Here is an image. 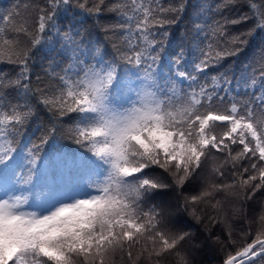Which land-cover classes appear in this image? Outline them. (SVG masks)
I'll return each mask as SVG.
<instances>
[{"label":"snow or ice","instance_id":"6c2138e0","mask_svg":"<svg viewBox=\"0 0 264 264\" xmlns=\"http://www.w3.org/2000/svg\"><path fill=\"white\" fill-rule=\"evenodd\" d=\"M262 34L264 0L0 12V264H194L217 227L222 264H264V40L234 59Z\"/></svg>","mask_w":264,"mask_h":264},{"label":"trees","instance_id":"16d2710c","mask_svg":"<svg viewBox=\"0 0 264 264\" xmlns=\"http://www.w3.org/2000/svg\"><path fill=\"white\" fill-rule=\"evenodd\" d=\"M20 2H21V0H0V12H5L13 4L20 3ZM166 2H167V0H166ZM208 2L209 3H217V2H219V0H208ZM242 11H247V9L246 8L233 9L232 12L229 14L230 15H239L240 12H242ZM111 19H112V17L110 15L106 14L103 17L102 22L107 23V22H110ZM183 27H184V25L180 24L175 29V35L177 38L181 35V33L183 31ZM243 27H245V25L236 26L237 29H240ZM94 32L99 34L100 38L103 39V35H102V33H99V29H94ZM262 40H264V34L255 36L252 39L251 43L247 46V48L242 52V54L240 56L234 58L235 59V66L237 69L244 62L248 61L249 58L252 57L256 53V50H257V48L260 45ZM109 48H110V46H109ZM11 67L12 66H10V65H0V71H10ZM41 118H43V117H41ZM59 143L61 146L67 145V147L63 148V150L66 152H70L73 148H75V145H73L70 141H67V140H60ZM157 171H159V170H157ZM227 179L231 180V176L229 175L227 177ZM199 191H200V187L198 184L197 185L190 184L185 188L182 195H186V196L197 195L199 193ZM262 193H264V192H262ZM173 195H174V193L168 192L164 198H171ZM160 198L161 197H157L156 198L157 201ZM216 199L222 200V199H224V195H222L221 193L217 194ZM256 202L257 201L250 202V203H252L251 209L254 208V204ZM255 207H259V205L255 206ZM182 215H183L184 219L186 220V222L190 225V230L192 232L197 233L200 231L202 226L198 225L188 213H183ZM238 227L240 228L241 225L238 224ZM214 231H215L216 236L221 237V240L223 241L224 247H221L220 245L215 244L211 241H204V239L202 237L201 238V244L197 246L198 250L193 253V258L197 261V262L195 261L196 262L195 264H211V263L221 264L224 256L227 254V252L234 250V248L227 247V244H228L227 235H226V233L222 234L220 227H217ZM245 231H248V230H245ZM251 231H252V236L254 237V235H255L254 233H255L256 229L253 227ZM236 236H238V237H236ZM237 238L242 239V233L240 230H238L237 232L234 233V239L236 240V246H239L240 244L244 243V241L238 240ZM248 242H250V240ZM197 253H199V255H201V257H203V259L195 258V255Z\"/></svg>","mask_w":264,"mask_h":264},{"label":"rangeland","instance_id":"374dc122","mask_svg":"<svg viewBox=\"0 0 264 264\" xmlns=\"http://www.w3.org/2000/svg\"><path fill=\"white\" fill-rule=\"evenodd\" d=\"M222 195H224L223 193H221ZM261 200H264V193H260V194H258V196L256 197V203L254 204V208H250L249 209V214L250 215H253V209H255L256 210V213L255 214H258V210H259V207H255V206H257V205H259V201H261ZM251 205H252V203H250ZM254 228H255V226H253ZM238 230H240V228L238 227V225H237V227H236V230H235V232H237ZM245 230H249L248 229V226L245 224L244 225V231ZM255 234V233H254ZM236 237H238V236H236ZM238 240H242V241H244L243 239H239V238H237ZM250 240V239H249ZM195 258H198V259H203V257H201V255H199V253H197L196 255H195ZM196 260L194 259V264L197 262H195ZM120 262H119V258H117V264H119ZM211 264H213V263H211ZM222 264V263H221Z\"/></svg>","mask_w":264,"mask_h":264}]
</instances>
